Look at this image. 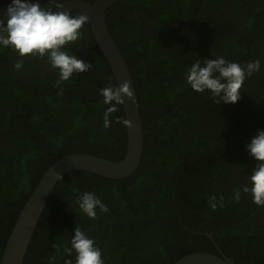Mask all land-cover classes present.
I'll use <instances>...</instances> for the list:
<instances>
[{
    "label": "trees",
    "instance_id": "1",
    "mask_svg": "<svg viewBox=\"0 0 264 264\" xmlns=\"http://www.w3.org/2000/svg\"><path fill=\"white\" fill-rule=\"evenodd\" d=\"M225 3L236 11L225 10ZM105 13L137 94L141 164L120 179L83 170L63 175L23 264H64L54 245L68 243L76 226L96 240L105 264H172L194 251L219 254L203 232L235 264H264V206L243 193L239 202L231 199L257 163L245 145L264 129V0H118ZM81 31L69 47L92 64L89 71L58 90L48 81L50 89L13 79L6 83L11 92L0 90V257L20 208L54 160L80 152L111 160L125 154L126 130L117 122L124 119L122 105L110 126L103 125L108 105L99 91L115 79L89 24ZM219 56L261 61L262 70L244 82L235 104H217L185 83L195 59ZM36 101L43 103L39 111L31 104ZM74 189L95 192L109 212L98 209L95 219L87 218ZM212 195L218 197L215 211L208 205Z\"/></svg>",
    "mask_w": 264,
    "mask_h": 264
},
{
    "label": "clouds",
    "instance_id": "2",
    "mask_svg": "<svg viewBox=\"0 0 264 264\" xmlns=\"http://www.w3.org/2000/svg\"><path fill=\"white\" fill-rule=\"evenodd\" d=\"M63 5L57 3L56 10ZM44 7L38 0H11L5 13L0 18V49L15 51L19 59L14 63L16 69H22L25 56L46 58L54 70H58L57 85L69 81L75 74L89 71L92 64L78 58L69 47L82 35L83 25L88 23L85 13L73 15L70 11H56ZM262 70L259 59L244 64L228 60L223 56L195 59L185 70V83L195 93H209L215 103L235 104L241 97L244 82ZM103 103L108 105L103 116L105 128L110 126V115L118 111V106L125 103V97L133 98L131 84L125 80L122 84H110L100 89ZM117 122L126 127H133L129 119L117 118ZM245 150L257 163L247 176L242 188L234 189L231 199L239 202L242 193L250 195L257 206H264V129L257 130L246 143ZM55 180H63L60 172L54 174ZM76 192L75 204L89 219L97 217V210L107 213L109 208L95 192ZM218 197L208 198L209 207L217 209ZM223 197L219 204L223 207ZM57 255L66 257L64 264H105L103 253L94 238L86 230L76 226L70 241L61 248L55 244ZM73 254L74 260H73Z\"/></svg>",
    "mask_w": 264,
    "mask_h": 264
},
{
    "label": "water",
    "instance_id": "3",
    "mask_svg": "<svg viewBox=\"0 0 264 264\" xmlns=\"http://www.w3.org/2000/svg\"><path fill=\"white\" fill-rule=\"evenodd\" d=\"M118 0H69L56 11H81L89 16L88 24L95 42L106 60L116 85L128 80L133 92L132 100L125 97L122 104L124 119H129L133 127L125 126L126 151L118 160H111L90 153L65 154L54 160L42 173L20 208L10 233L4 244L0 264H23L32 236L43 213L46 203L57 185L54 174L63 175L70 171L83 170L106 178H126L137 171L143 153V128L133 78L129 67L115 43L107 21L106 9ZM5 0H0V16ZM40 3L41 0H38ZM172 264H235L234 259L220 251L219 254L194 251L187 253Z\"/></svg>",
    "mask_w": 264,
    "mask_h": 264
},
{
    "label": "flooded vegetation",
    "instance_id": "4",
    "mask_svg": "<svg viewBox=\"0 0 264 264\" xmlns=\"http://www.w3.org/2000/svg\"><path fill=\"white\" fill-rule=\"evenodd\" d=\"M66 1H69V0H41L40 4H41V6H44V7H52L54 10L55 5L57 3L62 4ZM85 1H87V0H85ZM10 3H11V0H5V2L2 5V11H1L0 18L3 17L5 10ZM237 4H239V2L236 3L235 5L237 6ZM232 7L233 6H230L227 3H225V5H224L225 10L231 11V14L236 11L235 8L234 7L232 8ZM75 11H78V10H75ZM70 12H72V11H70ZM79 12H81V11H79ZM83 26L86 29H88V23H86ZM87 53H88V44H87ZM87 53H86V58L88 59ZM0 59H3L2 61H0V90H2L4 92H11V87L8 88L6 83H7V81H11L12 79L14 81H30L31 87L33 86V84L39 83V84H42L41 86L44 85L49 89H50V87L53 89H56V90L64 88L62 85L64 82L60 85L56 84V81L58 79V70L52 69L50 67L49 63H47L46 58H37L35 56H25V57H23V59H24L23 68L22 69H16L14 67V63L17 59H19V57L17 56L15 51H12L11 49L5 48V49H0ZM71 79H72V77L69 79V81ZM47 81L50 84L52 83V85H50V87L47 85ZM74 90L75 89L72 88V91H74ZM24 96L27 99V101L29 102V99L31 98L30 92H26V94ZM31 104H32V107H36L37 111H39V109H40L39 107L43 105V103H40L37 101L35 104H33V103H31ZM65 111H66V117L71 119L72 118V112L69 111V108H67ZM248 163L254 165V163L252 161H248ZM234 171L240 172L239 169H234ZM186 229L189 230L187 227H186ZM189 231H191V230H189ZM191 232L194 233L195 231H191ZM203 233L211 240V242L214 244V246L216 247V249L218 250L219 253H220V251L223 252L221 250V248L218 246V244L216 243L215 239L208 232H203Z\"/></svg>",
    "mask_w": 264,
    "mask_h": 264
}]
</instances>
